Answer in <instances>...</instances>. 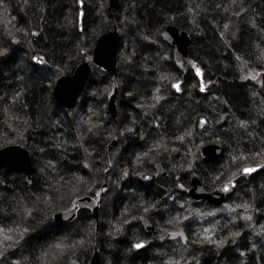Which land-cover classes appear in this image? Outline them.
I'll return each mask as SVG.
<instances>
[{
  "label": "trees",
  "instance_id": "1",
  "mask_svg": "<svg viewBox=\"0 0 264 264\" xmlns=\"http://www.w3.org/2000/svg\"><path fill=\"white\" fill-rule=\"evenodd\" d=\"M70 4L80 8L77 0H0V149L20 145L34 164L30 183L0 166V264H90L96 249L101 264H264V169L239 177L243 167L264 164V0H124L121 15L106 11L109 0H83V32L70 30ZM94 8L112 18L104 32L116 25L130 45L115 75L93 65L94 44L83 35ZM170 25L190 34L189 56L203 69L207 94L174 93L176 80L190 91L198 79L164 43ZM22 48L24 61L14 53ZM33 56L46 57L49 66L40 68L57 76L90 63L75 109L54 101V77L38 72ZM126 83L128 106L115 121L109 93ZM212 143L223 153L208 163L201 148ZM160 162L168 177L142 183ZM194 176L210 190L234 176L237 185L223 205H211L189 197ZM84 196L100 204L98 226L85 209L56 225L54 215ZM143 216L155 232L143 231ZM179 231L187 243L169 235ZM140 241L146 249L133 247Z\"/></svg>",
  "mask_w": 264,
  "mask_h": 264
},
{
  "label": "water",
  "instance_id": "2",
  "mask_svg": "<svg viewBox=\"0 0 264 264\" xmlns=\"http://www.w3.org/2000/svg\"><path fill=\"white\" fill-rule=\"evenodd\" d=\"M110 7L114 8L115 10L119 9V0H110ZM81 16L82 13L80 15V18ZM161 36L164 43L173 48V56L175 62L180 65L183 62H186L192 68V70L195 72L196 78L201 83V87L204 88V91H201L200 89V93L205 94L207 84L205 83L203 78V69L194 59L189 56V45L191 42L190 34L185 30H179L177 27L170 25L162 31ZM121 41L122 36L118 30V27L116 26L114 27V29L101 34L96 40L94 49L92 51L93 65L111 75H115L118 71V57ZM33 63L36 66L44 67L47 65V60L44 57L38 56L34 58ZM197 69H199L200 75H197ZM91 73L92 68L90 63L82 62L76 67L72 74L61 76L56 81L52 91V97L54 101L60 107L67 110L76 108L79 103L80 97L87 88ZM173 84H179L180 86L181 81L175 82ZM172 89L176 94H180V91H177L173 87ZM116 98L117 90H115V92L109 97L107 102L108 114L115 121L118 117ZM116 143L117 142L115 140L112 142L113 145H115ZM222 153V147L215 143L206 144L201 148V155L204 161L208 163L217 160L222 155ZM0 166H7L13 170L21 172L22 174L27 176L28 182H31L32 174L34 173V164L32 156L26 148L20 145H10L1 148ZM245 167H257L258 170L250 175H243L240 172L239 177L249 179L258 172L262 171V169L259 168V165H247ZM155 172V174H144L141 177L142 183H153L157 176L168 177V168L163 162H160L155 166ZM233 183L235 184V187L231 188L230 192L225 193L223 191H220L224 184L219 188L210 190L205 187L202 180L198 176H194L191 179V187L188 191V195L195 201H204L208 204L216 206L223 205L225 201L234 193L237 185L236 179L233 180ZM74 203L76 206V211H70L68 209L62 212H58L54 215L53 219L57 225L69 224L75 221L77 219L78 211L87 208L91 211L92 217L95 219L98 226L100 204L93 196H84L78 198ZM141 226L143 231L147 234L155 232L156 229L153 222L147 216H143L141 218ZM137 243H143L145 245V247L139 250L146 249L147 244L145 241H140ZM90 264H101V254L98 249L94 251Z\"/></svg>",
  "mask_w": 264,
  "mask_h": 264
},
{
  "label": "rangeland",
  "instance_id": "3",
  "mask_svg": "<svg viewBox=\"0 0 264 264\" xmlns=\"http://www.w3.org/2000/svg\"><path fill=\"white\" fill-rule=\"evenodd\" d=\"M78 1V3L80 4V3H82V8L80 7V8H76V6L75 7H73V6H71V4L68 6V9H70V12L71 13H74V21L72 22V21H70L68 24L70 25L69 27H70V30H72V29H74L75 28V26L77 27V26H79V15H80V12L81 11H83V13H84V16H85V14L87 13L86 11L87 10H85V8H84V5H83V0H77ZM110 1V0H109ZM119 2H120V8L119 9H117V10H115L114 8H110V6H107L106 7V11L108 10V9H110L109 11L111 12V11H117V14L119 15H121L122 13H126V11H127V9H126V6L125 5H128L127 4V2L125 3V5H124V0H119ZM91 10V9H90ZM105 10L104 11H99L97 8H94V10H92V12H94L95 14H96V16H97V18L95 19V21H94V23H92L91 22V25L90 26H88L87 28H86V30L84 31V33H83V35L85 36V39H86V41H87V43H88V45H95V42H96V40L98 39V37L101 35V34H103L104 33V31H105V28L108 26V25H110V23H111V21H112V18L109 16V14H106L105 15V12H106ZM102 12V13H101ZM112 13H115V12H112ZM84 16H83V21H84ZM35 23L36 24H34L33 26L34 27H36L35 25H37V24H39V23H37V19H35ZM112 24V23H111ZM48 25V24H47ZM49 26V25H48ZM84 27V26H83ZM81 32H83V30L81 31ZM107 32V31H106ZM99 33V35L97 36V38H96V35ZM126 40H127V37H126V35H125V38H123L122 39V41H121V44H120V51H119V55H121V57L122 56H124V55H126V53H128L129 52V48H130V45H128L127 44V42H126ZM36 47L35 48H37L38 47V45H35ZM15 51H17V52H14V53H16V56H17V59L18 60H22V61H24L25 59H26V56H27V51L26 50H24L23 48L22 49H17V50H15ZM44 52V51H43ZM45 52H47L48 53V51H45ZM42 57H44V56H42ZM52 63H53V65L54 66H60V65H63L64 63H65V59H64V61H57L56 59L54 60L53 59V61H52ZM7 66V65H6ZM36 66V65H35ZM36 67H38V72H41V73H44V76H52V77H54V83H53V85H52V89H51V96H52V91H53V88H54V85H55V83H56V81L61 77V76H57L58 74H57V72L55 71V69L56 68H51L50 70H48V69H41L39 66H36ZM4 68V67H3ZM8 74L9 73H7L6 71H4V72H2V75H3V77L4 78H6V79H8ZM69 75V74H68ZM134 80V79H133ZM135 81V80H134ZM137 82V81H136ZM127 89H129V86H128V84L126 83L125 84V86H124V90H127ZM112 91V90H111ZM110 91V93H109V95H111V92ZM124 93H129V92H126V91H124ZM125 94V95H126ZM109 99V98H108ZM128 101V100H127ZM75 109V108H74ZM120 153V152H119ZM106 187H107V184H106ZM114 250H116V249H114ZM114 252V251H113ZM116 252V251H115ZM109 253H110V251H109ZM101 254V253H100ZM101 256H103V254H101Z\"/></svg>",
  "mask_w": 264,
  "mask_h": 264
},
{
  "label": "snow or ice",
  "instance_id": "4",
  "mask_svg": "<svg viewBox=\"0 0 264 264\" xmlns=\"http://www.w3.org/2000/svg\"><path fill=\"white\" fill-rule=\"evenodd\" d=\"M4 54H5V53H4L3 51H0V55H4ZM197 75H200V71H199V69H197ZM253 79H255V77H253ZM262 86H264V85H262ZM172 87L175 88L177 91H180V86H179V84H173ZM201 91H204V88H203V87H201ZM200 123H201V126H203V124H204L205 122H204V121H201ZM242 126H243V125H242ZM85 167H87V165H85ZM259 168L264 169V164H260V165H259ZM257 170H258L257 167H244L243 169H241V173H242L243 175H250V174L256 172ZM219 178H220V177L217 176V179H219ZM234 179H235V176L233 177V179H230L227 183H225V184L223 185V187L220 189V191H223V192H225V193L230 192V189L235 187V184L233 183V180H234ZM181 187H183V186L181 185ZM97 195H98V193H97ZM226 207H227V206H226ZM69 210H70V211H76V206H75V203H74V202H73V204H72L71 209H69ZM233 210H234V209H233ZM145 211H147V209H146ZM185 219H187V217H185ZM247 219L250 220L251 217L249 216V217H247ZM170 222H171V221H170ZM176 222H177V224H179V223H180L179 219H177ZM13 230H15V229H13ZM205 231H209V230L206 229ZM3 232H4V230H3L2 228H0V233H3ZM169 235L171 236L172 239H177V238H179V239H181V240H184L185 243H187V238L184 236V233H183L182 231H179V232H173V233H170ZM9 238H10V237H7V236L4 237V239H9ZM207 239L211 240V237H207ZM133 247H134L135 249L139 250V249L145 247V245H144L143 243H136V244L133 245ZM64 248H65V246L63 245V243H58V244H56V245L54 246V250H55V251H58V252H61V253L64 251ZM48 255H49V253H45V256H48ZM242 255H243V253H242Z\"/></svg>",
  "mask_w": 264,
  "mask_h": 264
},
{
  "label": "flooded vegetation",
  "instance_id": "5",
  "mask_svg": "<svg viewBox=\"0 0 264 264\" xmlns=\"http://www.w3.org/2000/svg\"><path fill=\"white\" fill-rule=\"evenodd\" d=\"M79 7H81L82 8V3H80L79 4ZM111 8V7H110ZM112 9V8H111ZM81 13H82V16H81V18H80V15H81ZM80 15H79V28H80V32L83 30V16H84V13H83V11H81L80 12ZM116 26V25H115ZM117 27V26H116ZM119 30V29H118ZM120 32V31H119ZM35 57H38V56H33V58H32V60H34V58ZM40 57H42V56H40ZM46 60H47V58L46 57H44ZM118 59H119V57H118ZM187 64V63H186ZM35 65V64H34ZM181 65H183V63L181 64ZM49 66V61L47 60V65L46 66H44V67H42V68H45V67H48ZM187 66H189L188 64H187ZM39 67H41V66H39ZM190 67V66H189ZM191 68V67H190ZM192 69V68H191ZM193 71V70H192ZM118 72V71H117ZM193 73L195 74V72L193 71ZM177 81H181V85H180V94H176L175 92V94L176 95H181V94H189V95H193L194 93H195V95H205V94H201L200 93V89H201V83L199 82V80H198V86H197V89H195V90H190L189 91V89H186L185 87H184V85H183V79L182 80H180V79H178V80H176L175 82H177ZM205 81V80H204ZM205 83L207 84V87H206V94H207V92H208V86H209V82L208 81H205ZM115 90H117V98H116V104H117V108H118V113H119V110L121 109V108H124V107H126V106H128V103H127V95H125L126 93H124V91H126V92H130V89H127V90H124V88L123 89H121L120 90V88L118 87V86H114L113 87V89H112V93H111V95L115 92ZM111 95H109V97L111 96ZM108 97V98H109ZM53 98V97H52ZM62 108V107H61ZM64 109V108H63ZM112 147H116V144L115 145H113L112 144ZM126 147H136V144H130V145H128V146H126ZM156 172H155V170H154V173H152V174H155ZM158 177V176H157ZM156 177V178H157ZM155 178V179H156ZM155 181V180H154ZM149 185V184H148ZM97 200V199H96ZM80 211V210H79ZM79 211H78V215H77V218H78V216H79ZM85 211H87L89 214H91L92 215V213H91V211L89 210V209H87V208H85ZM53 221H54V219H53ZM56 224V223H55ZM57 225V224H56Z\"/></svg>",
  "mask_w": 264,
  "mask_h": 264
}]
</instances>
